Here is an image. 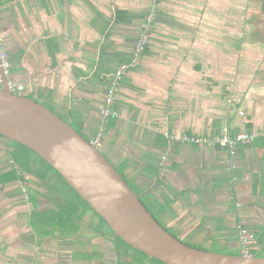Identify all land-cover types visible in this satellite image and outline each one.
Here are the masks:
<instances>
[{"label":"crops","instance_id":"0c3cea01","mask_svg":"<svg viewBox=\"0 0 264 264\" xmlns=\"http://www.w3.org/2000/svg\"><path fill=\"white\" fill-rule=\"evenodd\" d=\"M137 6L138 0H0V34L11 63L8 80L23 86V91L16 94L46 97L54 105L53 109L64 112L72 121L82 122L81 134L93 142L99 125L103 124L99 108L108 87L107 76L110 77L120 65L110 68L111 73L107 74L108 68L101 66L99 59L93 66L87 62L89 56L86 60L79 57L81 54L76 46L82 51L83 44L87 46L88 39L95 36L100 39L98 46H103L104 40L111 37V26L118 25L114 24V9L126 11L127 15L123 17L126 21L131 20V9ZM106 23L110 27L108 37L101 31ZM181 64L163 59L162 63L130 69L120 81L115 97L114 109L119 116L112 125L106 124L97 146L106 152V137L111 133L118 137L116 144L131 146L136 159L115 155L114 159L118 160L115 163L113 156L107 152L106 155L114 166L123 168L124 176L141 192L143 185H152L151 190L158 196L149 191V205L166 226H173L177 231L184 228L188 234H210L200 243L216 242L241 254L236 227L242 225L249 232L250 255H253L252 248L264 249V85L260 89L248 80L234 79L235 93L244 90L242 109L245 117L227 110L226 124L232 133L255 131L258 137L251 144L238 147L237 169L231 173L223 149L179 143L169 147L166 134H163L167 129L215 135L220 124L215 121L217 119L210 120L206 112L205 115L201 111L192 113L191 108L195 107H188L187 112L178 110L179 114L173 120L169 118L165 124L159 123L158 107L149 106L150 102L143 107L129 96L128 90L134 88L132 84L140 87V92L157 96L161 88L159 83L155 85L153 72H184L185 67ZM90 70L94 72L89 73ZM261 81L264 83V79ZM177 82L182 83L175 82L174 86L186 96L189 95L185 89L194 90L197 86L186 79L180 78ZM224 86L226 90L230 89L231 82L226 81ZM197 91L192 94L197 95ZM222 105L225 109L233 108L231 104ZM149 107L154 109L149 110ZM164 154L168 159L161 167L160 159ZM127 169L133 172L126 173ZM154 200L163 210L157 208ZM166 208L170 209L169 214L165 212ZM176 218L179 219L177 222ZM33 234L36 233L33 231ZM38 238L40 241L36 245H41L43 239ZM186 238L191 243L196 241L191 235ZM51 260L53 257L45 258L41 264H51Z\"/></svg>","mask_w":264,"mask_h":264},{"label":"rangeland","instance_id":"374dc122","mask_svg":"<svg viewBox=\"0 0 264 264\" xmlns=\"http://www.w3.org/2000/svg\"><path fill=\"white\" fill-rule=\"evenodd\" d=\"M160 1L163 2L138 0V6L131 9V20H128L130 23L112 25L111 37L104 40L103 46L101 44L98 46L100 42L98 37H90L87 46L82 43L84 47L82 51L78 50V46H76V50L80 52L81 56L78 53L76 55L83 57L84 60H86V56H89L87 62L93 66L99 59L101 66L112 69L124 64V61H130L135 55L139 56H137V64L134 68L138 65L162 63L163 59L169 63H182L181 65L185 67L184 72H153L154 83L155 85L159 83L161 88L157 96H151L145 91L140 92L142 89L135 84H132L134 88L128 90L129 96L133 98V102L136 101L143 107L147 102L153 104H148L149 106L158 107L159 123L163 124L169 118L173 120L175 116L177 117L178 110L182 113L189 111L188 107H195L191 108L192 113L197 111H201L204 115L207 113L210 120L217 119L215 121L220 123L217 126L219 130L215 135H195L203 138L215 137L227 126L225 121L227 110L239 117H245L242 109L244 90L235 93L233 86L236 85V82L234 79L238 77L242 82L248 80L260 89L264 85L261 81L264 79V14L261 12V3L255 0ZM127 10L129 11L130 8ZM108 11L111 12L109 9ZM127 17L129 19V16ZM139 44L143 47L140 53L137 52ZM145 46L147 52L144 50ZM128 71L123 74L121 80ZM93 72L94 70L89 71V73ZM107 77L106 83L109 84L111 78ZM180 78L194 81L192 84L197 85L194 86V90L193 88L184 90L189 96L174 86L175 82L182 83L177 82ZM226 81L231 82V88L228 90L224 86ZM167 87L169 88L166 89ZM196 90H198L197 95H193L192 92ZM29 96L36 102L58 112L57 109H53L54 105L46 97L35 94H29ZM222 103L231 104L233 108L225 109ZM153 107H149V110L154 109ZM100 108L99 115L103 121ZM145 108L147 109V107ZM57 114L61 118L69 120L64 112ZM99 126L96 138L100 140L104 133V126L103 124ZM125 132H128V129ZM164 133L167 136L179 138L186 132H170L165 129ZM116 138L118 137H113V133L110 137H106L108 150L104 149L113 156L114 162L118 161L114 159L115 155L130 160L136 159L137 156L132 151L133 149L131 150V146L127 143V145L119 142L116 144ZM9 150L7 142L0 139V173L12 168L8 159ZM99 150L108 159L106 152ZM167 159V155L164 154L160 159V165H165ZM115 168L119 169L120 167L115 166ZM132 172L127 169L126 173ZM24 177L35 184L24 185L21 182H11L4 186L0 184V264H41L45 258L50 257H53V260L49 262L51 264H156L126 247L122 249L127 254V258L119 259L113 242L103 239L92 229L95 221L98 224L100 220L90 211L80 220L79 232L76 234L70 232L64 235L58 226L48 225L45 227L39 220H36L35 230H39L40 235L43 232L48 233L47 236L41 237L43 239L41 245H36L40 239L37 234H33L28 225L29 213L32 212V204L28 197L36 196L38 192L43 193L45 190L35 186L41 183L38 179L28 174ZM53 178L56 179L54 175ZM151 186L143 185V192L150 191L157 197L158 193L152 191ZM133 188L135 189V187ZM136 189L138 190V187ZM143 192L141 193L144 196ZM144 201L151 209L149 212L158 219L165 230L181 242L216 253L240 254L236 249L226 248L216 242L207 243L208 245L205 242L200 243L210 234H188L184 228L177 231L173 226H166V223L158 217L156 212L152 211L149 202L146 199ZM166 204L170 206V202L166 201ZM168 208L165 212L169 214L170 209ZM178 220V218L175 219L176 222ZM186 235L194 236L196 241L189 242ZM250 247L249 244V251ZM254 249L258 250L254 251ZM251 251L257 256L264 257V249L259 251V248H252ZM33 257L37 260L32 261Z\"/></svg>","mask_w":264,"mask_h":264},{"label":"water","instance_id":"95a60500","mask_svg":"<svg viewBox=\"0 0 264 264\" xmlns=\"http://www.w3.org/2000/svg\"><path fill=\"white\" fill-rule=\"evenodd\" d=\"M0 137L27 147L50 165L125 244L163 264H264L256 255L221 254L190 247L155 219L99 150L56 112L3 77Z\"/></svg>","mask_w":264,"mask_h":264},{"label":"trees","instance_id":"16d2710c","mask_svg":"<svg viewBox=\"0 0 264 264\" xmlns=\"http://www.w3.org/2000/svg\"><path fill=\"white\" fill-rule=\"evenodd\" d=\"M261 3V12L264 14V0H255ZM157 2V0H155ZM161 1L159 0V3ZM114 24H128L130 21L124 20V16L127 15V12L121 9H114ZM130 19V18H129ZM109 23H106L104 28H102V32L105 31V36L108 37V30H109ZM107 34V35H106ZM264 41V37H263ZM146 46L144 50H146ZM144 54V53H143ZM126 61L125 63H128ZM107 74L111 73V69L108 68L106 71ZM114 74V73H113ZM113 74H110V78H112ZM29 97V95H25ZM69 120H64L71 124V126L81 134L82 130V122L73 121L68 118ZM116 118L108 119L103 126L105 127L106 124L112 125ZM103 122V121H102ZM108 126V125H107ZM252 132V131H246ZM98 134V133H97ZM190 135V133H185ZM236 134V133H233ZM195 135V134H194ZM258 136H256L257 138ZM256 138L252 141L254 142ZM0 139H2L0 137ZM4 140V139H2ZM167 145L170 147L171 145L178 144L177 142L170 141L169 138H165ZM7 142V146L10 147L8 151V159L12 164V168L6 172L0 173V184L2 186L6 185L7 183L11 182H21L24 185L28 184H35L30 179H25V175L28 174L33 178L38 179L41 183L35 185L37 187L43 188L45 191L43 193L38 192L36 196L30 195L29 201L32 204V212L30 217V227L31 229L41 238L43 236H47L48 233L41 232L40 235L39 230H35L36 226L35 221L39 220L42 225L45 227L48 225L58 226L61 229V232L66 235L67 233H78L79 232V222L80 220L88 214L90 211L93 215H95L99 220L100 223L97 224L95 221L94 228L92 229L103 239L111 240L114 244V250L119 259L127 258V254L124 253L122 248L126 247L128 249H132L129 245L125 244L119 237H116L106 223L96 214L93 210L88 206V204L80 198V196L68 186V184L62 179V177L50 166L48 165L43 159H41L38 155H36L33 151L28 149L25 146H22L15 142ZM251 142V143H252ZM250 143V144H251ZM197 147V146H195ZM33 156L35 157L33 159ZM117 169V168H116ZM120 169V170H119ZM117 169L120 175L124 178V180L128 183V185L138 194H141V190L136 189V185L130 183L129 180L123 174V168ZM53 175L56 179L53 178ZM133 185V186H131ZM135 187V189L133 188ZM27 188V187H26ZM151 198V194L145 193L143 199L149 202ZM154 203L157 204L159 210H163L162 206L154 200ZM52 206V207H51ZM148 207V206H147ZM151 211V209L148 208ZM155 217V216H154ZM92 220V219H91ZM158 221V219H156ZM159 222V221H158ZM160 223V222H159ZM247 229V228H246ZM41 238V239H42ZM264 244V239L262 240ZM186 245L194 248H198L193 244ZM200 249V248H198ZM134 250V249H132ZM135 252L143 255L150 261L156 264H163L153 258L147 257L145 254L134 250ZM239 255V254H235ZM253 255L254 254L253 252ZM257 256V255H256Z\"/></svg>","mask_w":264,"mask_h":264},{"label":"built area","instance_id":"2783aa9c","mask_svg":"<svg viewBox=\"0 0 264 264\" xmlns=\"http://www.w3.org/2000/svg\"><path fill=\"white\" fill-rule=\"evenodd\" d=\"M142 45L139 44L137 47V52L140 53ZM137 56L135 55L128 63L120 65L117 70L114 72L106 93L104 95L103 105L100 108V114L103 119V123L108 119L118 118V113L114 109L115 97L118 92L120 81L123 74L134 68L137 64ZM11 69V63L8 57V53L5 48V43L0 34V89L3 86V77H8V74ZM9 89L14 93H19L23 91V86L16 84L15 82L8 81ZM102 131V130H101ZM103 132V131H102ZM258 134L255 131L252 132H239L233 134L228 126H226L217 136L203 138L194 134H184L182 137L174 138L173 136H167L170 141L182 143L185 145L197 146V147H212L223 149L227 153V167L228 170L232 173L237 169V149L239 146H244L250 144ZM97 139V138H96ZM96 144L99 142V139L93 141ZM163 164H161V167ZM235 180V176L232 177ZM237 236L240 244L241 255L248 256L250 251L248 248L249 245V232L242 226L237 225Z\"/></svg>","mask_w":264,"mask_h":264},{"label":"flooded vegetation","instance_id":"af4514ba","mask_svg":"<svg viewBox=\"0 0 264 264\" xmlns=\"http://www.w3.org/2000/svg\"><path fill=\"white\" fill-rule=\"evenodd\" d=\"M134 191V190H133ZM136 193V192H135ZM138 194V193H137ZM138 195H140V200L142 201V203L145 205V207L148 209V207H147V205H146V201H144V199H143V195H141V194H138ZM154 216V215H153ZM156 219V218H155Z\"/></svg>","mask_w":264,"mask_h":264},{"label":"bare ground","instance_id":"6f19581e","mask_svg":"<svg viewBox=\"0 0 264 264\" xmlns=\"http://www.w3.org/2000/svg\"><path fill=\"white\" fill-rule=\"evenodd\" d=\"M8 78V77H7ZM9 81V80H8ZM14 93V92H13ZM16 94V93H15Z\"/></svg>","mask_w":264,"mask_h":264}]
</instances>
